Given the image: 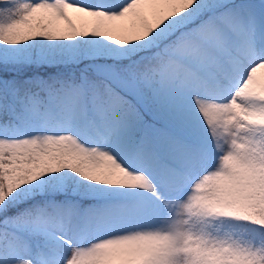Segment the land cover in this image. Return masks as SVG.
<instances>
[{
    "label": "snow or ice",
    "instance_id": "obj_1",
    "mask_svg": "<svg viewBox=\"0 0 264 264\" xmlns=\"http://www.w3.org/2000/svg\"><path fill=\"white\" fill-rule=\"evenodd\" d=\"M0 264H264V0H0Z\"/></svg>",
    "mask_w": 264,
    "mask_h": 264
}]
</instances>
